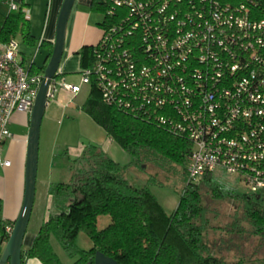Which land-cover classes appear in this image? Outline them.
Listing matches in <instances>:
<instances>
[{"label":"built area","instance_id":"2783aa9c","mask_svg":"<svg viewBox=\"0 0 264 264\" xmlns=\"http://www.w3.org/2000/svg\"><path fill=\"white\" fill-rule=\"evenodd\" d=\"M112 1L125 14L105 16L80 84L55 76L48 100L94 87L103 104L184 137L189 181L222 176L264 194V16L215 0ZM41 79L23 65L16 39L0 40V151L13 114L30 115Z\"/></svg>","mask_w":264,"mask_h":264},{"label":"trees","instance_id":"16d2710c","mask_svg":"<svg viewBox=\"0 0 264 264\" xmlns=\"http://www.w3.org/2000/svg\"><path fill=\"white\" fill-rule=\"evenodd\" d=\"M231 9L243 5L246 16H264V0H215ZM114 10L109 15V10ZM89 11L102 20L123 16L112 0H91ZM20 37L26 46L35 45L23 12H0V40ZM82 67L91 63V46L79 51ZM44 66L40 69L42 73ZM31 72V68L29 69ZM84 112L100 126L107 137L129 156L126 164L114 161L100 145L88 143L73 159L68 182L49 186L55 211L41 223L24 258H37L42 264H63L52 244L54 239L70 263L91 261L96 251L118 264H264V194L237 192L228 179L204 175L188 180L186 160L188 141L153 120L119 111L102 103L96 88L90 87L82 105ZM152 166L163 181L179 178L182 190L175 209L166 213L148 186L135 187L126 178L129 167L145 170ZM159 184H163L159 182ZM232 201L233 212L224 224H212L218 217L214 202ZM214 204V205H213ZM110 222L98 228L100 216ZM92 242L88 250L77 247L78 232ZM214 234L213 238H209ZM6 241L1 220L0 242Z\"/></svg>","mask_w":264,"mask_h":264},{"label":"crops","instance_id":"0c3cea01","mask_svg":"<svg viewBox=\"0 0 264 264\" xmlns=\"http://www.w3.org/2000/svg\"><path fill=\"white\" fill-rule=\"evenodd\" d=\"M9 2L18 5L24 16L27 15L25 18L28 20L35 45L26 47L25 53L29 52L32 55L35 50L37 54L41 52V55L37 60L35 54L33 56L29 54L26 59L22 49H20V55L23 65L28 70L31 68L32 73H37L45 66L51 53L56 19L62 0H49L47 7H45L46 0H0V12L4 15L10 12ZM90 2L91 0H75L67 23L64 50L56 78L71 84H78L76 78L79 77V69L82 67L79 51L85 46H93L101 36L98 22L92 21V17L98 15L89 11ZM83 88L84 85H81L79 92L75 95L59 90L53 99L47 101L45 112L49 109L55 113L54 115H62V113L65 115L69 112L73 101L83 96ZM85 99L86 95L83 101ZM28 125L29 115L14 113L9 123L11 137L4 142L0 151L1 220L5 225L14 223L23 201ZM12 127L18 129V132L13 133ZM104 135L109 142H113L105 132ZM100 146L105 151L103 145ZM3 160H8L9 166H2ZM58 182L63 181L53 174L51 160L46 159V163H42L41 166V154L38 152L35 198L23 239L22 252L31 246L38 228L48 214L55 211L48 189L51 184ZM24 264L42 263L37 258H24Z\"/></svg>","mask_w":264,"mask_h":264},{"label":"rangeland","instance_id":"374dc122","mask_svg":"<svg viewBox=\"0 0 264 264\" xmlns=\"http://www.w3.org/2000/svg\"><path fill=\"white\" fill-rule=\"evenodd\" d=\"M49 3L46 0L45 7ZM102 16H93V22H99L102 20ZM19 49L24 51L23 55H26V59L29 57V52L22 39L19 37L17 40ZM27 47V48H26ZM34 51V52H33ZM33 56L35 54L38 60L41 52H35L33 50ZM76 83L80 84V76L76 78ZM90 87L84 85L83 96L73 101L71 108L65 115L56 114L49 109L46 110L42 118L40 126L39 148L38 152L41 154V166L42 163H46V159H50L53 164V174L61 178L63 182H68L72 176L71 166L73 165V159L79 154L83 146L88 143H96L103 145L106 153L116 162L120 164H126L129 162V156L123 151V149L115 142H109L104 135V130L92 121V119L84 112L82 105L84 104V95L88 96ZM66 92V91H65ZM53 115V117H52ZM13 133H17L18 129L12 127ZM145 170L137 167H129L126 170V178L135 187L148 186L150 191L156 196L159 203L162 205L166 213H171L177 203L182 190V181L179 178H170L163 181L162 177H158L156 181L151 180V175L156 172V169L152 166H143ZM162 182L163 184H159ZM237 192H246L242 186H234ZM215 204V205H214ZM214 206L217 208L218 217L211 220L212 224H224L229 219V214L233 212L232 201L223 200L220 202H214ZM110 222V217L103 215L98 219V228H104ZM30 225V224H29ZM214 234H211L209 238H213ZM53 248L59 259L63 264L70 263L68 257L57 244L52 240ZM76 245L78 248L88 250L92 246V242L89 237L82 231L78 232L76 237Z\"/></svg>","mask_w":264,"mask_h":264},{"label":"water","instance_id":"95a60500","mask_svg":"<svg viewBox=\"0 0 264 264\" xmlns=\"http://www.w3.org/2000/svg\"><path fill=\"white\" fill-rule=\"evenodd\" d=\"M74 2L75 0H62L58 11L55 26V38L51 53L43 68L42 79L38 86L33 107L29 115L23 201L19 214L13 223L10 236L8 237L5 244L0 242V264L22 263L23 239L27 230L35 198L40 126L48 101L49 86L52 79L56 76L59 64L61 62L67 23ZM83 264H91V261L89 260ZM93 264L118 263L112 257L96 251L93 258Z\"/></svg>","mask_w":264,"mask_h":264}]
</instances>
